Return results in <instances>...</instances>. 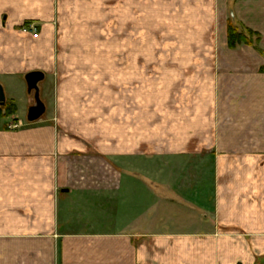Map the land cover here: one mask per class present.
I'll list each match as a JSON object with an SVG mask.
<instances>
[{
  "label": "crops",
  "instance_id": "obj_1",
  "mask_svg": "<svg viewBox=\"0 0 264 264\" xmlns=\"http://www.w3.org/2000/svg\"><path fill=\"white\" fill-rule=\"evenodd\" d=\"M262 67L264 0H0V264H264Z\"/></svg>",
  "mask_w": 264,
  "mask_h": 264
},
{
  "label": "rangeland",
  "instance_id": "obj_2",
  "mask_svg": "<svg viewBox=\"0 0 264 264\" xmlns=\"http://www.w3.org/2000/svg\"><path fill=\"white\" fill-rule=\"evenodd\" d=\"M117 18V16H113V19L111 20V22H112V25H114L113 24V21H115V19ZM260 35V34H259ZM260 37H261V35H260ZM262 38V37H261ZM261 38H260V41H261ZM259 44H260V42H259ZM70 49H73V50H77V49H74V48H68V50H70ZM144 50H143V53L144 54H153V53H160L159 52V48H158V50L156 51V48L154 49V48H146V47H144L143 48ZM109 50H111V48H108L107 46H105V47H96L95 48V52H96V54H108V51ZM115 51L114 52H112V51H110V54H115V55H117V47L114 49ZM71 51V50H70ZM70 53V52H69ZM76 53H81V54H86V52H85V48L84 49H78L77 50V52ZM149 61V60H148ZM145 65L146 66H148V65H150V63L148 62V63H145ZM12 107L10 106V109H11ZM9 115H11V113L9 114ZM44 115V114H43ZM42 115V116H43ZM41 116V117H42ZM26 123L24 122V121H22V126L23 125H25ZM21 126V127H22ZM96 130H100V129H102V128H95ZM114 128H111L110 130H113ZM115 129H117V128H115ZM114 129V130H115ZM96 132H99V131H96ZM207 160V164H205V158H196V159H193L192 158V160H183L181 163H179V164H177L176 166H175V171L176 172H178L179 171V167H181V166H184V167H186V169H191L192 170V173H191V179L192 180H194V181H198V171L200 170L201 172L203 171L202 169L206 166L207 168H209V167H214V165H213V159H206ZM194 172H196V174H194ZM201 177H202V175H201ZM230 177V176H229ZM230 179V178H229ZM229 179H228V181H229ZM209 181V180H208ZM143 207H145V205L143 206ZM197 212V211H196ZM183 215H181V217L180 218H183L182 217ZM184 219V218H183ZM185 220H186V227L188 228L189 226H188V218H187V216L185 217ZM176 224H179V223H169V226L168 227H172L173 229H174V226L176 225ZM193 223H191V227H196V225H192ZM160 227H162L163 225H166V224H161V223H159L158 224ZM169 228V229H170ZM264 261V260H263ZM262 263V261L259 259V260H257V262H256V264H261Z\"/></svg>",
  "mask_w": 264,
  "mask_h": 264
},
{
  "label": "trees",
  "instance_id": "obj_3",
  "mask_svg": "<svg viewBox=\"0 0 264 264\" xmlns=\"http://www.w3.org/2000/svg\"><path fill=\"white\" fill-rule=\"evenodd\" d=\"M226 36L229 48H236L238 45L244 44L252 46L262 53L261 49L259 48V42L261 38L259 33L242 26L235 20H228ZM260 70L264 71V67H262ZM11 111L12 109H10V106L5 103L3 106H0V117L9 115L12 113Z\"/></svg>",
  "mask_w": 264,
  "mask_h": 264
},
{
  "label": "water",
  "instance_id": "obj_4",
  "mask_svg": "<svg viewBox=\"0 0 264 264\" xmlns=\"http://www.w3.org/2000/svg\"><path fill=\"white\" fill-rule=\"evenodd\" d=\"M44 79V74L40 71L28 72L24 80L26 82L27 90L29 93L33 92L34 104L28 108L26 119L28 122H34L41 118L45 113L46 107L40 98L39 83ZM5 94L2 86L0 85V106L5 104Z\"/></svg>",
  "mask_w": 264,
  "mask_h": 264
},
{
  "label": "built area",
  "instance_id": "obj_5",
  "mask_svg": "<svg viewBox=\"0 0 264 264\" xmlns=\"http://www.w3.org/2000/svg\"><path fill=\"white\" fill-rule=\"evenodd\" d=\"M20 31L25 34V35H29L33 38H37L39 35V31L37 26L34 23H26L23 24L20 28ZM22 126V122L21 121H17L15 123H12L10 125L11 128H17V127H21Z\"/></svg>",
  "mask_w": 264,
  "mask_h": 264
}]
</instances>
